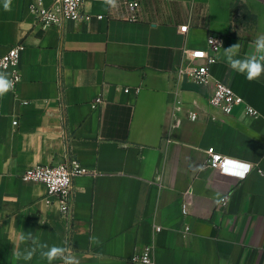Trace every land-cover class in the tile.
Instances as JSON below:
<instances>
[{
    "label": "crops",
    "instance_id": "1",
    "mask_svg": "<svg viewBox=\"0 0 264 264\" xmlns=\"http://www.w3.org/2000/svg\"><path fill=\"white\" fill-rule=\"evenodd\" d=\"M33 1L5 10L0 0V55L25 45L18 91L0 97V264H48L39 250L13 259L14 246L32 247L20 240L27 232L49 246L67 241L79 264H144L132 257L147 247L153 264H264V76L250 82L223 60L236 43L241 57L254 52L264 0H117L112 9L84 0L90 21L46 30ZM125 1L140 2L141 19L127 18ZM210 33L222 44L212 76L258 116L226 113L209 100L213 83L177 76L183 50L205 48ZM209 147L231 160L229 172L205 166ZM67 155L85 170L70 218L43 183L20 178ZM242 163L254 165L243 179ZM217 192L230 196L226 207Z\"/></svg>",
    "mask_w": 264,
    "mask_h": 264
},
{
    "label": "built area",
    "instance_id": "2",
    "mask_svg": "<svg viewBox=\"0 0 264 264\" xmlns=\"http://www.w3.org/2000/svg\"><path fill=\"white\" fill-rule=\"evenodd\" d=\"M123 7L128 19L136 21L141 19L140 2L125 1ZM29 8L34 15V22L45 30L52 26H62L64 22L69 20L76 22L90 21L94 16L87 11L84 0H54L49 6H45L43 0H36L29 4ZM107 16L104 14L96 15L98 19H103ZM188 27L189 25L180 26V31L186 32ZM221 47L220 39L210 33L207 37V46L205 48H185L183 50L184 63L177 67V76L180 78L185 76L199 84L213 83L214 89L209 100L214 107L226 113H231L235 108L243 106L247 115L258 116V111L246 103L241 95L224 82L218 81L212 76L211 68L219 60L218 53ZM24 49L25 45L19 43L0 55V71L7 72L9 79L14 83V89L8 92L11 94L17 93L22 79L20 59ZM125 91L130 92V88L125 89ZM139 91L140 88H135V93ZM189 118L192 120L197 119V112H189ZM14 124H17V121H14ZM230 163L231 160L219 153L215 147H209L206 150V167L219 169L227 173L229 172ZM250 165L252 166L250 171H252L254 165ZM83 173H85V170L81 167L78 159L72 155H67L58 162L47 165H34L29 170L23 171L20 174V178L26 182L43 183L48 190V195L56 199L62 215L70 218L75 194L74 179ZM161 229V226H157L156 232L161 231ZM132 260L144 264H153L150 247L145 248L142 252L134 253Z\"/></svg>",
    "mask_w": 264,
    "mask_h": 264
},
{
    "label": "clouds",
    "instance_id": "3",
    "mask_svg": "<svg viewBox=\"0 0 264 264\" xmlns=\"http://www.w3.org/2000/svg\"><path fill=\"white\" fill-rule=\"evenodd\" d=\"M104 4L109 9L117 7V0H103ZM11 0H6L4 4L5 10H10ZM254 52L249 55L241 57V44L236 43L227 48H223L224 63L235 73L245 76L248 81H254L264 76V34L256 36L254 41ZM14 89V83L9 79L8 73L0 71V97H3L9 91ZM244 168L236 174L239 178L243 179L246 174L251 170V165L242 163ZM213 201L217 206H227L230 201V196L217 192ZM21 241L30 243L32 247L26 248L23 252L19 251L15 246L12 250L14 260L31 261L34 255L39 250V255L42 259H46L48 264H54L55 261L60 260L62 264H79V259L73 252L71 245L67 241L63 246L52 245L49 246L39 242V238L34 236L31 232L21 234ZM101 243L98 237L92 235L89 237V244L98 246Z\"/></svg>",
    "mask_w": 264,
    "mask_h": 264
},
{
    "label": "snow or ice",
    "instance_id": "4",
    "mask_svg": "<svg viewBox=\"0 0 264 264\" xmlns=\"http://www.w3.org/2000/svg\"><path fill=\"white\" fill-rule=\"evenodd\" d=\"M236 167H237V168H239V169H241V170L244 168V166H243V165H236ZM235 174H239V171H238V172H236Z\"/></svg>",
    "mask_w": 264,
    "mask_h": 264
}]
</instances>
